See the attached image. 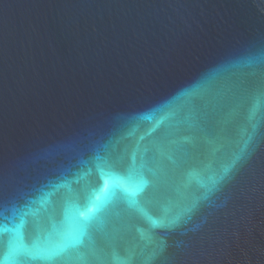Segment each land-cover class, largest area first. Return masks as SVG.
Instances as JSON below:
<instances>
[{
	"label": "water",
	"instance_id": "obj_1",
	"mask_svg": "<svg viewBox=\"0 0 264 264\" xmlns=\"http://www.w3.org/2000/svg\"><path fill=\"white\" fill-rule=\"evenodd\" d=\"M0 258L264 264V0H0Z\"/></svg>",
	"mask_w": 264,
	"mask_h": 264
},
{
	"label": "snow or ice",
	"instance_id": "obj_2",
	"mask_svg": "<svg viewBox=\"0 0 264 264\" xmlns=\"http://www.w3.org/2000/svg\"><path fill=\"white\" fill-rule=\"evenodd\" d=\"M0 264H13V262L7 258H0Z\"/></svg>",
	"mask_w": 264,
	"mask_h": 264
}]
</instances>
